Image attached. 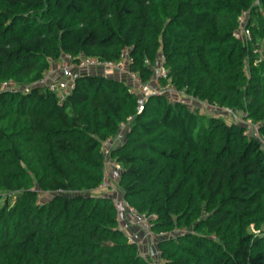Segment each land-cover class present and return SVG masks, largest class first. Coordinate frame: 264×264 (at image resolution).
<instances>
[{"label": "trees", "instance_id": "16d2710c", "mask_svg": "<svg viewBox=\"0 0 264 264\" xmlns=\"http://www.w3.org/2000/svg\"><path fill=\"white\" fill-rule=\"evenodd\" d=\"M125 47L131 71L149 82L164 67L180 100L153 94L137 113L127 79L100 71L65 95L35 83L65 54ZM5 81L17 87L0 88V264H150L99 189L103 141L131 115L110 178L169 233L165 264H264V0H0Z\"/></svg>", "mask_w": 264, "mask_h": 264}, {"label": "built area", "instance_id": "2783aa9c", "mask_svg": "<svg viewBox=\"0 0 264 264\" xmlns=\"http://www.w3.org/2000/svg\"><path fill=\"white\" fill-rule=\"evenodd\" d=\"M244 18L245 15H242L240 18L242 23ZM241 34H249V29L243 27ZM236 35L239 36L240 34L236 33ZM132 61L133 58L128 47L123 49V52L119 58L111 60L100 59L97 56L73 57L68 53L65 54L60 61L52 65L50 69L45 72L44 76L38 79L35 83L39 85H45L51 91L65 95L74 86L76 74L100 71L105 74H117L122 76L123 79H127V81L132 85V90L137 94V113H141L145 109L147 98L153 94L161 95L167 93L169 94L171 101L180 100L182 95L181 92L178 91L171 83H167L165 85L161 84V78L167 76V70L164 67H156L151 81L144 82L138 73L130 70V64ZM8 86L13 89H16L17 87L15 85L9 84L7 81L0 84V88H6ZM25 89L28 90L29 87H25ZM188 99L193 103H197L193 104L190 102V105L200 107L201 112H205L204 107H208V103L205 101H199L192 96H188ZM224 110L227 111L224 112L225 114L231 113L238 117L239 121H243L240 114L235 113L229 108H225ZM133 118L134 116L131 115L125 121L121 122L117 132L107 137L103 141L102 151L104 155L105 172L103 182L100 184L99 189L102 191L103 189H107L106 192H108V194L114 195L116 198L115 203L117 205L123 204L124 210L128 214L129 221H133L138 225H142L144 229L146 228V238H149L150 242L152 241L158 244L159 238L161 236L168 235L169 233L160 232L157 234L153 231V220L156 218V215L139 212L125 200H119L117 198V189L112 184V180L110 178V174L112 172L119 173L122 169L121 164L112 156V150L115 147L121 145L126 139V135L130 130V124ZM254 128L256 135H258L257 126L254 125ZM130 240L138 243L141 255L148 259L150 264H165V259L162 257V252L160 249H158L159 247L157 250L156 248L150 247L149 251H144L140 247L143 239H134L132 236H130Z\"/></svg>", "mask_w": 264, "mask_h": 264}, {"label": "rangeland", "instance_id": "374dc122", "mask_svg": "<svg viewBox=\"0 0 264 264\" xmlns=\"http://www.w3.org/2000/svg\"><path fill=\"white\" fill-rule=\"evenodd\" d=\"M109 75H115V77H118V78H122V76H119V75H117V74H109ZM191 102V101H190ZM191 103H193V102H191ZM193 104H197V103H193ZM204 111H206V112H208V111H212V107H204ZM226 111V110H225ZM227 112V111H226ZM222 113H224V112H222ZM225 117H226V119H227V121L228 122H233V121H239V119H238V117H236L235 115H233V114H231V113H229V114H223ZM242 122V121H241ZM125 215L127 216V218H128V214H127V212H125ZM130 219H131V217H130ZM130 223H132L133 224V227H134V229H135V231L138 233V239H143L142 240V242H141V248L144 250V251H149V249H150V247L151 248H156V250H157V248H158V244L157 243H155V242H150L149 241V238H146V233H147V229L145 228H143V226L142 225H138L137 223H135V222H130ZM159 249V248H158ZM161 251V250H160ZM153 262V261H152Z\"/></svg>", "mask_w": 264, "mask_h": 264}, {"label": "crops", "instance_id": "0c3cea01", "mask_svg": "<svg viewBox=\"0 0 264 264\" xmlns=\"http://www.w3.org/2000/svg\"><path fill=\"white\" fill-rule=\"evenodd\" d=\"M126 219H128V218L126 217ZM128 221H129V219H128ZM129 222H131V221H129ZM133 238L138 239L139 237L133 236Z\"/></svg>", "mask_w": 264, "mask_h": 264}]
</instances>
